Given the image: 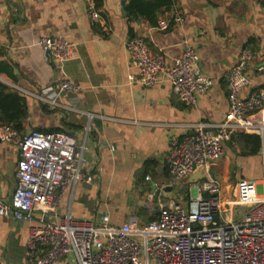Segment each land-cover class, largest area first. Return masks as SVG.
I'll use <instances>...</instances> for the list:
<instances>
[{"label": "crops", "instance_id": "obj_1", "mask_svg": "<svg viewBox=\"0 0 264 264\" xmlns=\"http://www.w3.org/2000/svg\"><path fill=\"white\" fill-rule=\"evenodd\" d=\"M96 2L102 10L98 21L90 17L85 0H0V92L24 98L21 133L67 131L79 141L82 172L92 178L71 183L57 215L45 216L48 221L58 222L67 214L97 220L108 215L112 224L132 216L146 224L158 218L162 204H187L196 195L201 183L190 178L181 186L169 185L167 157L173 142L192 125L212 127L224 120L229 111L227 75L246 45L257 57L242 96L264 84L259 70L264 63V0H174L170 8L159 10L156 22L130 16L129 0ZM176 12L183 21L161 29L160 20ZM53 35L74 43L72 57L63 65L49 60L39 44ZM132 37L144 38L154 53H163L167 66L182 55L183 39L189 38L213 85L196 106H187L167 80L142 84L126 46ZM64 78L80 89L57 97ZM225 146L224 156L211 164L222 186L229 190L241 179L264 180L263 140L255 154L237 134ZM18 159V148L0 140V199L12 197ZM42 218L38 211L31 221L0 215V257L8 264H30L29 229ZM59 264L74 262L63 257Z\"/></svg>", "mask_w": 264, "mask_h": 264}, {"label": "built area", "instance_id": "obj_2", "mask_svg": "<svg viewBox=\"0 0 264 264\" xmlns=\"http://www.w3.org/2000/svg\"><path fill=\"white\" fill-rule=\"evenodd\" d=\"M85 1L90 17L98 21L102 10L96 0ZM182 21L181 12H176L160 20L159 27L168 29ZM39 44L49 60L63 65L72 57L74 43L65 36H45ZM182 44V55L170 66L165 55L154 53L142 37L130 38L126 46L138 67L139 82L152 86L167 80L185 105L196 106L213 79L201 70L190 39L184 38ZM256 57L251 46H244L229 71V111L224 120L212 127L194 124L172 144L167 157L169 185L181 186L194 174L203 173L204 178L194 182L201 183L196 195L190 194L187 204L176 200L162 204L158 218L146 224L133 216L123 224H112L108 215L97 220L67 214L58 222L48 221L45 216L57 215L71 183L92 178L82 172L79 141L67 131L23 134L0 119V140L15 145L19 153L17 185L10 199H0V215L31 221L38 211L43 217L41 224L29 229V263L59 264L68 257L74 264H264V180L241 179L227 190L211 169L236 133L259 134L264 143V84L242 96ZM259 70L264 71V63ZM79 89L64 78L57 97ZM236 207L245 208L235 215ZM0 264L8 263L0 257Z\"/></svg>", "mask_w": 264, "mask_h": 264}, {"label": "trees", "instance_id": "obj_3", "mask_svg": "<svg viewBox=\"0 0 264 264\" xmlns=\"http://www.w3.org/2000/svg\"><path fill=\"white\" fill-rule=\"evenodd\" d=\"M174 0H129L128 12L130 16H145L156 22L159 10L163 7L170 8ZM26 113V103L23 97L15 92H0V119L21 130V118ZM247 145L251 146V154L258 153L262 148V138L259 134L236 133ZM234 136V135H233Z\"/></svg>", "mask_w": 264, "mask_h": 264}, {"label": "rangeland", "instance_id": "obj_4", "mask_svg": "<svg viewBox=\"0 0 264 264\" xmlns=\"http://www.w3.org/2000/svg\"><path fill=\"white\" fill-rule=\"evenodd\" d=\"M231 180H235V173H234V175H233V177H232ZM226 181H229V179H226ZM183 191L184 190H182V192H180L181 195H184V192ZM244 208L245 207H236L235 210H234L235 215L239 214Z\"/></svg>", "mask_w": 264, "mask_h": 264}, {"label": "water", "instance_id": "obj_5", "mask_svg": "<svg viewBox=\"0 0 264 264\" xmlns=\"http://www.w3.org/2000/svg\"><path fill=\"white\" fill-rule=\"evenodd\" d=\"M32 131V130H31ZM30 131V132H31ZM29 132V133H30ZM204 178V175H203V173H196V174H194L191 178H190V180H191V182H195V181H198L199 179H203ZM170 188H172V187H170Z\"/></svg>", "mask_w": 264, "mask_h": 264}]
</instances>
